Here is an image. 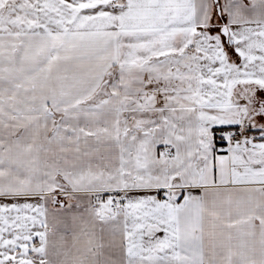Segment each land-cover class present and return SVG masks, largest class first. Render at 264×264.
<instances>
[{"label": "snow or ice", "instance_id": "1", "mask_svg": "<svg viewBox=\"0 0 264 264\" xmlns=\"http://www.w3.org/2000/svg\"><path fill=\"white\" fill-rule=\"evenodd\" d=\"M0 264H264V0H0Z\"/></svg>", "mask_w": 264, "mask_h": 264}]
</instances>
